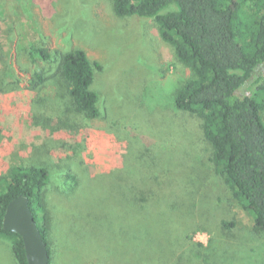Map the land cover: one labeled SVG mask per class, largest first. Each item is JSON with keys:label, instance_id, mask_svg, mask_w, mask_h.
<instances>
[{"label": "rangeland", "instance_id": "obj_1", "mask_svg": "<svg viewBox=\"0 0 264 264\" xmlns=\"http://www.w3.org/2000/svg\"><path fill=\"white\" fill-rule=\"evenodd\" d=\"M32 45L54 60L33 61ZM75 48L103 67L92 84L95 119L57 99L54 79L40 94L31 87L36 71L52 77ZM0 55L20 78L14 89L0 86V174L17 151L28 163L50 161L53 264H264V232L210 164L200 120L175 108L191 71L175 65L154 19L118 16L113 0H0ZM38 97L45 102L35 108ZM130 167L170 184L157 205L127 201ZM0 264H17L3 237Z\"/></svg>", "mask_w": 264, "mask_h": 264}, {"label": "trees", "instance_id": "obj_2", "mask_svg": "<svg viewBox=\"0 0 264 264\" xmlns=\"http://www.w3.org/2000/svg\"><path fill=\"white\" fill-rule=\"evenodd\" d=\"M113 9L121 17L154 19L160 38L173 49L175 65L191 71L175 93V108L200 120L202 135L211 147L210 164L253 216L254 229L264 232V0H113ZM29 54L35 62L54 60L44 47L32 45ZM0 61L5 65L1 90L14 89L20 78L1 55ZM102 68L85 50L71 49L60 57L57 74L49 77L46 71H36L31 87L40 94L54 79L57 99L65 98L77 113L95 119L102 112L100 95L92 84L96 69ZM245 85L249 91L240 94ZM37 102L44 103L45 98H35V108ZM14 155L15 164L0 174V237L10 241L17 264H28L21 235L3 227L8 203L27 196L53 264L56 198L53 202L48 191L52 166L43 160L28 163L19 151ZM129 173L133 181L130 195L125 196L136 206H155L160 200L156 198L170 190L168 182L156 183L154 171L149 170L144 179L136 177L132 167ZM66 176L77 191L78 175L68 172ZM120 180L127 182V173Z\"/></svg>", "mask_w": 264, "mask_h": 264}, {"label": "water", "instance_id": "obj_3", "mask_svg": "<svg viewBox=\"0 0 264 264\" xmlns=\"http://www.w3.org/2000/svg\"><path fill=\"white\" fill-rule=\"evenodd\" d=\"M3 227L21 235L28 264H50L46 243L27 196L19 195L8 203L3 217Z\"/></svg>", "mask_w": 264, "mask_h": 264}, {"label": "flooded vegetation", "instance_id": "obj_4", "mask_svg": "<svg viewBox=\"0 0 264 264\" xmlns=\"http://www.w3.org/2000/svg\"><path fill=\"white\" fill-rule=\"evenodd\" d=\"M262 69H263V71H264V65H263V68H262Z\"/></svg>", "mask_w": 264, "mask_h": 264}]
</instances>
